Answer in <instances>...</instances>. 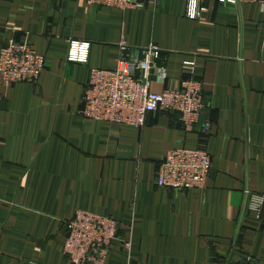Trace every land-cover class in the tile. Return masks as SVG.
I'll return each mask as SVG.
<instances>
[{
  "label": "crops",
  "instance_id": "1",
  "mask_svg": "<svg viewBox=\"0 0 264 264\" xmlns=\"http://www.w3.org/2000/svg\"><path fill=\"white\" fill-rule=\"evenodd\" d=\"M142 9L88 0H0V48L28 41L48 61L35 84L0 77V264H70L64 249L78 211L113 218L106 264H264V11L220 0H140ZM192 1L199 16H189ZM90 43L87 65L67 61L69 42ZM156 46L152 90L177 88L194 62L208 108L186 129L178 113L141 128L83 117L92 69ZM164 71L165 79L159 77ZM206 151L203 189L157 185L166 155ZM261 216V217H260ZM129 244V248L125 245Z\"/></svg>",
  "mask_w": 264,
  "mask_h": 264
},
{
  "label": "built area",
  "instance_id": "2",
  "mask_svg": "<svg viewBox=\"0 0 264 264\" xmlns=\"http://www.w3.org/2000/svg\"><path fill=\"white\" fill-rule=\"evenodd\" d=\"M97 7L120 10L142 9L140 0H88ZM225 6L239 7L242 4H258L264 11V0H220ZM199 3L192 1L189 16H199ZM91 45L82 41H70L67 61L87 65ZM123 55L113 70L92 69L89 88L84 96V108L80 114L90 120L141 128L153 113L171 115L178 113L188 130L201 125L209 132L212 123L203 122L208 108L201 82L195 79L194 62H186L187 70L179 87L166 88L161 92L152 90V75L161 51L150 46L131 57L122 46ZM45 56L38 54L28 41L10 40L0 48V77L9 87L18 83L35 84L47 68ZM159 77L165 79L164 71ZM212 169L210 155L200 149L178 148L170 151L159 170L157 185L175 191L203 189ZM264 195L248 194L247 209L261 213ZM261 217V216H260ZM65 255L70 264H106L117 238L118 223L115 219L90 212L78 211L69 224ZM129 248V244L125 245ZM227 264H258L250 257H232Z\"/></svg>",
  "mask_w": 264,
  "mask_h": 264
}]
</instances>
